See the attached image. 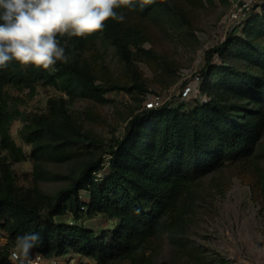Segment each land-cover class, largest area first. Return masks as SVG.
<instances>
[{
    "label": "trees",
    "instance_id": "1",
    "mask_svg": "<svg viewBox=\"0 0 264 264\" xmlns=\"http://www.w3.org/2000/svg\"><path fill=\"white\" fill-rule=\"evenodd\" d=\"M173 11L169 0H156L143 10L138 5L135 10L121 6L122 23L109 19L101 32L67 41L71 57L67 65L57 63L54 71H42L13 62L0 70V229L8 234V244L0 247V264H10L17 235L34 232L41 237L34 250L48 259L74 253L98 264H155L164 236L179 252L197 255L186 225L200 181L227 163L256 155L264 135V5L244 24L241 35L229 37L212 51L222 64H213L209 57L200 92L207 101L194 100L192 111L172 102L144 109L132 119L126 138L111 146L110 167L103 177L99 175L106 161L91 159L69 176L67 187L50 196L37 187L21 189L12 169L13 161H25L27 155L11 135L21 114L10 110L7 88L34 90L44 82L100 101L113 90L132 92L131 87L97 84L93 67L83 58L104 37L118 50L136 87L144 91L133 49L148 41L149 32L134 20ZM22 138L33 146L39 173L45 162L69 161L93 142L62 99L49 101L47 115L27 120ZM256 181L264 202L262 171ZM68 214L73 221L57 220ZM82 216H105L115 224L110 233L99 235L76 224Z\"/></svg>",
    "mask_w": 264,
    "mask_h": 264
},
{
    "label": "rangeland",
    "instance_id": "2",
    "mask_svg": "<svg viewBox=\"0 0 264 264\" xmlns=\"http://www.w3.org/2000/svg\"><path fill=\"white\" fill-rule=\"evenodd\" d=\"M169 1L174 9L172 13L134 20L149 32L148 41L141 48L133 49L144 91L136 87L118 50L104 37L83 58L93 67L97 84L131 87L132 92L113 90L100 101L84 96L81 91L73 95L44 82L38 83L34 90L7 88L10 110L21 114L12 124L11 135L27 155L25 161L12 162L21 189L37 187L53 196L69 185L71 174L99 157L107 164L99 175L103 177L110 167L111 146L116 140L126 138L132 119L143 112L151 94L165 93L176 106L183 105L192 111L195 101L181 100L180 91L188 83L202 81L209 72V57L213 64H222L218 53L212 51L229 37L241 35L242 25L229 19L232 0ZM61 99L93 142H87L69 161L45 162L43 172L39 173L32 158L33 146L22 138V131L27 120L49 113L50 100ZM260 171L264 175V135L256 155L246 161L227 163L200 181L194 210L186 225L187 237L197 255L190 257L179 252L164 236L155 264H264V202L256 181ZM83 198L87 200L85 193ZM57 220L74 219L68 214ZM76 224L100 235L110 233L115 223L105 216H82ZM68 256L74 264H98L74 253Z\"/></svg>",
    "mask_w": 264,
    "mask_h": 264
},
{
    "label": "clouds",
    "instance_id": "3",
    "mask_svg": "<svg viewBox=\"0 0 264 264\" xmlns=\"http://www.w3.org/2000/svg\"><path fill=\"white\" fill-rule=\"evenodd\" d=\"M156 0H0V70L16 62L21 68L54 71L67 65V41L87 38L106 28L105 21H124L121 6L141 10ZM164 2V0H161ZM64 41L62 43L61 41ZM39 233L17 235L10 264H36L32 250Z\"/></svg>",
    "mask_w": 264,
    "mask_h": 264
},
{
    "label": "built area",
    "instance_id": "4",
    "mask_svg": "<svg viewBox=\"0 0 264 264\" xmlns=\"http://www.w3.org/2000/svg\"><path fill=\"white\" fill-rule=\"evenodd\" d=\"M233 8L230 14V21L238 22L244 26V24L249 21V19L256 12L261 11L264 5V0H232ZM201 82L195 84L188 83L184 85L180 91V98L183 101L201 99L202 101H207L206 98L202 97L201 94ZM171 97L167 96L165 93L161 94H151L149 95L146 103L145 109L152 110L163 107L164 105L171 103ZM8 244V234L0 229V247H4ZM12 248L10 249L11 253ZM33 257L36 259V264H74V261L69 260V256L54 257L51 259L46 258L41 253L36 250H32Z\"/></svg>",
    "mask_w": 264,
    "mask_h": 264
}]
</instances>
